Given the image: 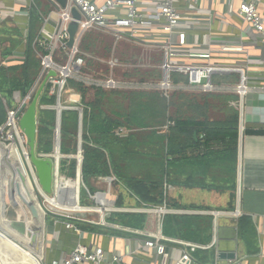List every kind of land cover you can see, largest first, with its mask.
<instances>
[{"label": "crops", "instance_id": "1", "mask_svg": "<svg viewBox=\"0 0 264 264\" xmlns=\"http://www.w3.org/2000/svg\"><path fill=\"white\" fill-rule=\"evenodd\" d=\"M35 2L36 0H0V75L6 71V79L13 76L14 67L25 62L28 39H32L31 48L36 59L40 60L39 50L33 45L34 39L38 37L41 29L47 33L54 29L52 3L47 1L46 12L47 9H41ZM240 3L241 0H175V7L179 13L193 24L189 32L190 41L199 43L210 41L213 47L221 44L242 47L240 51L217 54L211 60L235 68L233 73L215 76L212 78L214 82L223 84L220 78L226 76L230 79L235 74L237 77L232 84L234 85L239 83L241 73L247 77L248 92L243 96L232 92V95H235V102L232 101L238 113L236 154L230 157L219 143L214 144L212 150L218 155L210 154L211 159H208V162L205 159L200 162H186L182 169L176 171L177 173L170 174L173 184L165 185V198L158 205L145 203L131 194L124 182L117 179L114 173L90 178L84 183L81 178V163L79 164L82 160V150L79 152L78 145L76 144V152L73 154H61L60 148L57 153L54 146L52 154L48 155L57 156L59 163L61 159L76 161L74 178L65 176L68 179L56 180L60 191L58 197L54 199L63 207H76L78 204L79 211L88 213L85 218L80 219L70 216L73 218L70 221L66 214L46 213L39 200L40 195L44 198L43 193L39 194L29 182L25 167L20 162L18 150L13 144L3 142L0 144V159L4 157L6 163H0V264L61 262L77 244L86 245L91 249L101 248L104 259L100 264H110L114 254L119 255L127 264H176L183 250L188 249L187 244L203 247L191 252L193 259L191 264H264V133L246 132L264 131V31H254L237 15ZM256 6L264 20V0H256ZM33 9L37 15L36 22L31 19ZM90 32L97 33L94 43L87 44L86 49L80 44L92 63L93 68L87 59L88 68L96 69L97 64H104L101 60L106 61L113 54L118 62L113 69V72L119 74L115 77L117 80L125 85H141L138 89L158 91L155 84L163 75L161 67L163 51L159 47H145L126 40L115 44L108 34L95 30ZM151 34L154 38L157 37L158 42L164 40V36L157 31H154V34L143 35L151 37ZM100 40L106 43L105 47L99 50L97 47ZM141 49L155 52L153 55L156 58V66L141 69L137 60V55L141 54L138 52L134 61H129L130 55H123L124 60L121 54L119 56L116 54L120 51L125 54L134 53V50ZM92 55H96L97 59L95 60ZM39 72L40 66L33 84L37 81ZM107 73L108 70L104 74ZM133 74H143L144 77L136 78L137 76H131ZM41 80L35 85L34 92L36 89L38 91ZM122 86L115 89L86 85L82 87L93 91L95 97L98 91L109 93L112 90L131 89ZM31 87L25 96L32 91ZM231 89L233 90V87ZM74 90L79 97L73 96L74 100L77 99L74 103L66 105L70 108H63L61 115L66 110L76 111L79 134L82 133L84 112L86 109L90 111V108L85 104L87 102L82 92L76 88ZM173 90L181 89L175 87ZM188 90L191 93L195 91ZM21 98L18 90H10L8 82L0 85V117H4L0 127L5 123L7 109L14 107ZM204 102L201 105H205ZM222 103L205 105L201 109L200 117H207L210 121H224L229 112L215 114L216 117L210 113L214 111L213 106L219 107L220 104L221 107L227 106ZM228 105L233 107L230 103ZM46 108L54 109L53 106ZM55 121L56 109L53 141ZM185 155L191 157L190 151L186 150ZM21 174L25 181L21 179ZM185 182L211 185L213 188L183 186ZM214 187L223 189L218 190ZM28 206L33 208L35 215H32ZM162 206L164 211L159 212L158 208ZM235 211L238 212L237 215L233 214ZM136 215L142 216L143 220H139L138 217L131 218ZM166 218H169V222L165 229ZM66 223L72 224L74 229L67 228ZM217 225L236 228L233 260H221L217 256L219 239L222 243L231 236L229 232H222L220 237L217 236ZM149 234L158 236L157 241L165 248V257L158 255L154 249L144 248V241L150 238Z\"/></svg>", "mask_w": 264, "mask_h": 264}, {"label": "trees", "instance_id": "2", "mask_svg": "<svg viewBox=\"0 0 264 264\" xmlns=\"http://www.w3.org/2000/svg\"><path fill=\"white\" fill-rule=\"evenodd\" d=\"M31 19L36 22V12L32 11ZM32 39L26 43L25 62L13 68V76L6 79V71L1 74L0 85L6 81L10 90H18L22 97L29 91L39 69V62L31 48ZM87 46L83 47L86 49ZM35 53V52H34ZM156 75L159 76V73ZM220 79H227L226 76ZM175 82L184 81V77L174 74ZM69 86L76 88L84 95L87 88L81 83L69 80ZM48 85L38 101V133L36 138V153L50 154L53 151V123L54 109L46 106L55 105V96L48 93ZM193 93V92H192ZM182 94L172 91L169 96L160 91L130 89L126 91L112 90L109 93L98 91L93 100L85 103L90 111L85 110L83 116L81 136V178L87 183L90 178L109 176L114 173L121 179L131 194L136 195L145 203L161 204L165 198V185L173 184L172 173L182 169L186 162H200L202 159H211L209 156L218 155L212 152L214 144H221L224 152L229 156L236 154L238 137V113L230 107L228 116L224 121H210L202 115L201 109L205 105L192 106L193 112L181 116L180 112L170 115V106L173 96ZM34 95V94H33ZM32 95V97H33ZM206 95H202L204 97ZM222 104L235 100L232 93L224 96ZM125 99L127 105L124 110L116 106L108 115L105 106L110 99ZM113 102V101H112ZM193 102L186 101L185 104ZM188 106V105H187ZM44 107V108H42ZM66 120L64 122L63 120ZM4 117H0L2 123ZM0 123V124H1ZM124 128L125 133L120 134L117 129ZM77 113L66 110L61 115L60 152L73 154L76 152ZM248 133L260 134L261 130H249ZM186 150L191 157H186ZM193 155V156H192ZM225 158V157H224ZM227 158V157H226ZM229 158V157H228ZM231 160V158H229ZM76 161L74 159H61L59 163L60 175L74 178ZM173 169V170H172ZM175 170V171H174ZM183 186L213 188L211 185L197 183H183ZM218 190L222 187H214ZM226 187H224L225 189ZM229 188H231L229 186ZM142 216H131L132 219ZM70 221L71 217H67ZM143 220V219H142ZM169 218L165 219L166 229ZM125 223V222H124ZM138 225V224H131Z\"/></svg>", "mask_w": 264, "mask_h": 264}, {"label": "built area", "instance_id": "3", "mask_svg": "<svg viewBox=\"0 0 264 264\" xmlns=\"http://www.w3.org/2000/svg\"><path fill=\"white\" fill-rule=\"evenodd\" d=\"M53 3L56 5L55 7L52 4L54 8L52 15L55 16L54 29L49 33L41 29L38 37L34 39L33 45L40 49L38 81L43 80L49 71L55 72L54 76L47 78L46 85L50 87V89L48 87V93L55 96L53 108L57 107L60 112L65 107L70 108L66 105L74 103L78 98L74 88L72 87L71 90L69 87V80L80 82L89 87L104 89H115L122 85H124L122 87L138 89L141 86L125 85L112 75L113 69L118 64L113 54L106 61L98 59L107 65V74L99 69L87 67L86 61L89 55L81 49L80 44L85 33L92 30L110 35L115 44L118 41L126 40L145 47H159L163 51L161 66L163 75L155 85L158 91L165 96H169L175 87L203 93L228 89L241 96L248 92L247 77L241 72L239 83L232 86H224L212 79L215 76L235 71L234 67L221 65L216 61L211 62L212 58L217 54L240 51L242 47L232 44L213 47L210 41L201 43L190 41L189 32L193 28V24L186 21L179 13L175 7V0H66L63 8L58 3ZM72 8L77 10L79 18L75 20L77 30L74 42L71 47H68V25L74 20L71 14ZM237 15L254 31H264V20L257 11L256 0H241ZM154 31L163 35L164 40L158 42L157 37L154 38L152 34L151 37L143 35L144 33L154 34ZM174 74L184 77L185 82L172 80ZM31 93L32 91L18 100L14 107L7 109L5 123L0 127V144L8 142L16 147L21 160L28 167L29 182L40 191L36 175L29 163L26 138L18 125L19 119L30 101ZM73 96H77V98L74 100ZM118 131L120 134L125 133L122 128ZM54 191L58 197L60 190L56 184ZM40 193L42 192L40 191ZM53 198L56 197L53 196ZM158 209L159 212L164 211V206ZM233 214L237 215L238 212L235 211ZM65 226L74 229L70 223H66ZM148 236L150 238L144 241V248L154 249L158 255L165 257V248L157 241L158 236L154 234ZM187 248L183 250L176 264H191L193 261L191 252L203 247L187 244ZM103 259L104 252L101 248L91 249L86 245L77 244L68 257L61 262L54 261L52 264H100ZM110 264L127 263L119 255L114 254Z\"/></svg>", "mask_w": 264, "mask_h": 264}, {"label": "water", "instance_id": "4", "mask_svg": "<svg viewBox=\"0 0 264 264\" xmlns=\"http://www.w3.org/2000/svg\"><path fill=\"white\" fill-rule=\"evenodd\" d=\"M48 1H50L53 5H55L53 2H56L62 8L66 4V0H48ZM71 14L74 20L71 21L68 25V33H69V38L67 41L68 47H71L74 42V36L77 30V23L75 20L79 18V14L75 8L71 9ZM54 75H55L54 71H49V73L41 81L38 91L32 97L27 107L25 108L24 112L22 113L18 125L20 131L23 133V135L26 138V147H27L29 163L36 175L37 183L40 187V191L43 193V196L53 195L54 197H57L54 191V186L56 184V180H58V165H59L58 157L57 156L54 157V155H48V154L44 155V153H36L35 150L36 138L38 133V123H39V119L37 115L39 108L38 97L41 90L44 88L46 84L47 78L49 76H54ZM56 109L57 111H56V121H55L54 150L57 151L58 153L60 148L61 112L57 107ZM80 124L81 123L79 122V130L81 126ZM77 145L79 152H81V133L78 134ZM4 162L6 163L5 158L1 157L0 163L4 164ZM20 162L25 167V174L28 176L29 179V175L27 174V172H29V170L27 169L28 167L24 165L21 159ZM80 163L81 162H79V164ZM79 173H80V165H79ZM21 179L25 181V178L23 177L22 174H21ZM36 190L38 191L39 194H41L38 189ZM28 207L30 208L32 215H35V211L33 210V208L31 206ZM47 208L55 213H65L67 214V217L72 216L79 219L85 218L88 214L86 212L79 211L80 209L78 204L76 205V209L74 211H62L48 206ZM222 232H229L231 233V236L228 237V239H225L224 242L222 243H221V239H219L220 241L217 242V247H218L217 256L221 260H233L235 258V252L233 251V247H234V240L236 237V228L217 225L216 226L217 236L220 237Z\"/></svg>", "mask_w": 264, "mask_h": 264}, {"label": "rangeland", "instance_id": "5", "mask_svg": "<svg viewBox=\"0 0 264 264\" xmlns=\"http://www.w3.org/2000/svg\"><path fill=\"white\" fill-rule=\"evenodd\" d=\"M47 1L48 0H36V2H35V5L36 6H38V7H40L41 9H43V10H46V12L48 11V4H47ZM37 7V8H38ZM49 8H51V7H49ZM96 37H97V33H94V32H86L85 33V35L82 37V40H81V45H82V47H85V46H87V44H92V43H94V40H96ZM99 37V39H100V36H98ZM110 41H112V39H109ZM105 43L106 42H103V41H101L100 40V42H99V47H97V48H99V50L100 49H102V47L104 48L105 47ZM38 49V48H37ZM38 50H40V49H38ZM95 52V51H94ZM94 52H92V54L94 53ZM127 52V51H126ZM138 52V54H141V55H137V60H138V64L140 65V67H141V69H144V68H151L150 66H156V58H155V55H153V54H155V52L154 51H145V50H143V49H141V50H134V53H128V54H125V52H116V54L119 56L120 54L122 55V57L124 58L125 56H123V55H130L131 57H130V60L129 61H134V58L136 57V53ZM33 54H35L34 52H32ZM153 55V56H152ZM93 56V58L96 60L97 59V57H96V55H92ZM121 57V58H122ZM122 58V59H123ZM124 60H125V58H124ZM88 62H89V64L92 66V63H91V61H90V59H88ZM127 62V61H126ZM39 64H40V62H39ZM148 64V65H147ZM99 65V66H98ZM96 69H98L99 68V70H101L102 72H104L105 73V71L107 70V65L106 64H102V63H99V64H97L96 66ZM92 68H93V66H92ZM113 76H115V77H117L119 74L117 73V72H113V74H112ZM39 76V75H38ZM131 76H137L136 78H138V77H144L143 76V74H141V75H131ZM130 76V77H131ZM235 77H237V75L235 76V74H233V77L232 78H230V79H225V80H223V84H227V85H232L233 83H235ZM42 81V80H41ZM38 83V77H37V81L33 84V86L31 87V89H32V93H31V95H35V93L37 92V89L35 90V92H34V89H35V85ZM39 85L40 84H38V87H39ZM70 88H71V90L73 89L71 86H69ZM49 89H50V87H49ZM176 91H178V92H181L182 94H180V95H178L177 97L176 96H173V99L171 100V103H173V105L172 106H170V115H173V114H175L176 112H180L181 113V116H184V115H189V114H192V113H194L193 112V107L192 106H194V105H196V104H198V105H201V103L203 102V101H205V103H206V105L207 104H216V103H222L223 101H225L224 99L225 98H220L218 95H220V96H222V95H224V96H226V95H228V94H230V93H232V92H230L228 89H225V90H219V91H215V92H211V93H198L199 91H193V93H191L190 92V90H188V89H181V90H176ZM85 94H84V99H85V101L86 102H89V101H91V100H93V91H91V90H89V89H87L85 92H84ZM33 95V96H34ZM77 96L79 95V94H76ZM202 95H206V96H204V97H202ZM79 97V96H78ZM108 99H110V101H109V104L108 105H106L105 106V110H106V112H107V114L108 115H110L111 114V111L113 110H116V106H114V105H116L117 104V106L119 105L120 107H119V109L120 110H124L125 109V107H126V105H127V101L125 100V99H117V103H115L114 101L116 100V98L115 97H107ZM113 101V102H112ZM186 101H191V102H193V103H191V104H185L186 103ZM234 102H235V100H234ZM233 101H230L229 103L231 104V105H233V107H231V106H225V107H221V104H220V106L219 107H217V106H213L212 107V109H214V111L213 112H210V113H212L213 114V116H215L216 117V115L215 114H221V112H228V110L227 109H230V107L231 108H233V109H235V103H234ZM112 103H114V105L112 106V105H110V104H112ZM238 103V101H236V104ZM188 105V106H187ZM208 110V109H207ZM223 110V111H222ZM225 110V111H224ZM208 112V111H207ZM222 117V116H221ZM220 117V118H221ZM64 122H66L67 121V119L65 120H63ZM122 129H124V128H122ZM118 130V129H117ZM125 130V129H124ZM76 144H77V141H78V133L76 132ZM81 136H82V133H81ZM76 147H77V145H76ZM62 178H64V179H68V178H66L65 176H63V175H58V180L60 181V179H62ZM40 198H39V200H40V202H41V204L45 207V209H46V213H51V214H55V212H53V211H51L50 209H48L47 208V205H46V203H45V199L40 195L39 196ZM48 197H50V198H53V195H48ZM99 210H101L100 208H98ZM56 214H65V213H56ZM67 215V214H66Z\"/></svg>", "mask_w": 264, "mask_h": 264}, {"label": "bare ground", "instance_id": "6", "mask_svg": "<svg viewBox=\"0 0 264 264\" xmlns=\"http://www.w3.org/2000/svg\"><path fill=\"white\" fill-rule=\"evenodd\" d=\"M31 99H32V95H31L30 100ZM44 199H45L46 205L48 207H52L54 209H57L58 208V210H62V211H74L76 209V207H63V206L59 205V203L56 201V199L50 198V197L45 196V195H44Z\"/></svg>", "mask_w": 264, "mask_h": 264}]
</instances>
